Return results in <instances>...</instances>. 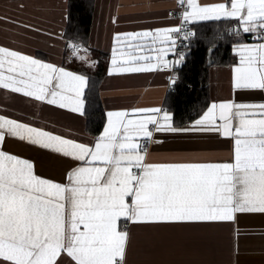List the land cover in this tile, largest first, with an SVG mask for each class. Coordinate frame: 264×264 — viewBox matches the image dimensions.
<instances>
[{
    "label": "snow or ice",
    "instance_id": "obj_1",
    "mask_svg": "<svg viewBox=\"0 0 264 264\" xmlns=\"http://www.w3.org/2000/svg\"><path fill=\"white\" fill-rule=\"evenodd\" d=\"M174 12L177 24L114 32L108 75L168 69L175 86L199 22L223 21L235 38L230 98L212 100L186 126L163 106L110 109L90 140L0 114V264H130V224L174 227L264 214V99H247L264 96V0H177ZM221 38H206L210 55ZM66 46L72 59L95 67L86 45ZM90 79L0 43V88L85 116ZM158 133L216 135L231 142V158L150 161L149 145L163 143ZM7 138L61 157L63 178L38 174L32 159L4 150Z\"/></svg>",
    "mask_w": 264,
    "mask_h": 264
},
{
    "label": "crops",
    "instance_id": "obj_2",
    "mask_svg": "<svg viewBox=\"0 0 264 264\" xmlns=\"http://www.w3.org/2000/svg\"><path fill=\"white\" fill-rule=\"evenodd\" d=\"M20 4L24 7H18ZM66 6L68 0H0V43L73 70L74 59L64 37L67 23L62 20ZM176 6L177 0H95L90 46L108 54L110 62L114 32L177 24L179 21L168 13ZM113 17L117 18L116 23ZM12 21L33 25L39 31ZM169 59L174 57L170 55ZM170 87L162 70L112 76L107 73L101 98L105 111L164 107ZM210 87L212 100L230 98L231 65L212 67ZM240 98L237 94V99ZM247 99L259 101L264 96L257 92ZM0 114L86 140L93 137L86 131L85 116L3 88H0ZM157 138L163 143L149 145V159L153 162L231 158V142L216 135L158 133ZM3 148L32 159L38 174L63 178L66 164L56 154L13 138H7ZM129 227L133 235L130 264H264V214L237 213L235 222Z\"/></svg>",
    "mask_w": 264,
    "mask_h": 264
},
{
    "label": "trees",
    "instance_id": "obj_3",
    "mask_svg": "<svg viewBox=\"0 0 264 264\" xmlns=\"http://www.w3.org/2000/svg\"><path fill=\"white\" fill-rule=\"evenodd\" d=\"M69 5L71 22L67 23L64 37L67 41L86 45L89 49L88 54L96 61L94 68L82 65L77 59L71 61L73 70L86 72L91 78L85 117L86 131L94 137L98 135L104 123L106 111L101 98V86L107 76L109 55L96 51L90 46L95 0H68ZM229 27L231 25L223 21L199 23L198 38L193 40L186 62L179 68V80L175 86L171 85L164 101V107L174 113L178 125H188L212 101L210 87L212 67L230 66L236 61L232 52L235 38L228 34ZM217 32L221 34L222 38L216 41L217 47L213 53L215 63L209 67L207 66L208 44L206 38Z\"/></svg>",
    "mask_w": 264,
    "mask_h": 264
},
{
    "label": "built area",
    "instance_id": "obj_4",
    "mask_svg": "<svg viewBox=\"0 0 264 264\" xmlns=\"http://www.w3.org/2000/svg\"><path fill=\"white\" fill-rule=\"evenodd\" d=\"M174 10H176V9H173V10H170L168 13H170V12H173V15H169L170 17H172V18H174V19H176V20H178L177 18H176V15H175V12H174ZM75 43V42H74ZM68 51L70 52V50L68 49ZM70 54H71V52H70ZM81 54H83V52H81ZM185 62H186V60H185ZM184 62V63H185ZM183 63V64H184ZM182 64V65H183ZM181 65V66H182ZM181 66H179V68L181 67ZM164 73H166L167 74V77H168V80H169V76L171 75V72H170V70H168V69H163L162 70Z\"/></svg>",
    "mask_w": 264,
    "mask_h": 264
},
{
    "label": "water",
    "instance_id": "obj_5",
    "mask_svg": "<svg viewBox=\"0 0 264 264\" xmlns=\"http://www.w3.org/2000/svg\"><path fill=\"white\" fill-rule=\"evenodd\" d=\"M213 53L211 55L208 53V56H207V66L209 67H212L215 63V60L213 58Z\"/></svg>",
    "mask_w": 264,
    "mask_h": 264
}]
</instances>
